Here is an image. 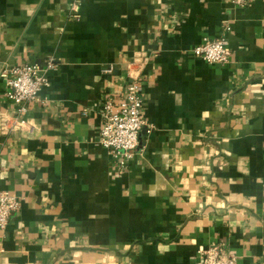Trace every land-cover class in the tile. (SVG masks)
I'll return each instance as SVG.
<instances>
[{"label": "crops", "instance_id": "obj_1", "mask_svg": "<svg viewBox=\"0 0 264 264\" xmlns=\"http://www.w3.org/2000/svg\"><path fill=\"white\" fill-rule=\"evenodd\" d=\"M72 3L0 0V114L15 110L6 68L59 65L0 133V191L22 198L0 264H201L218 242L264 264V0H83L79 20ZM221 37L228 64L195 56ZM142 51L147 124L122 166L101 109Z\"/></svg>", "mask_w": 264, "mask_h": 264}, {"label": "built area", "instance_id": "obj_2", "mask_svg": "<svg viewBox=\"0 0 264 264\" xmlns=\"http://www.w3.org/2000/svg\"><path fill=\"white\" fill-rule=\"evenodd\" d=\"M83 0H73L71 12L80 19V7ZM250 0H233L241 8ZM195 56L213 65H226L231 59V49L226 37L205 38L203 43L193 50ZM147 51L138 53L130 63V83L124 98L117 101L107 98L101 109V146L116 160L125 166L124 159L132 158L139 145V138L147 122L144 116L145 97L143 77L149 64ZM59 70L54 57L47 58L43 64L26 63L8 67L2 77L6 83L5 96L15 106L12 113L0 114V133L4 137L20 131L25 124L24 117L30 105L39 100L40 94L51 85L50 73ZM108 73L112 72L110 68ZM151 133V130H149ZM22 205V198L16 194L0 191V234L6 232L11 219ZM201 264H238V257L230 251L226 243H213L201 252Z\"/></svg>", "mask_w": 264, "mask_h": 264}]
</instances>
